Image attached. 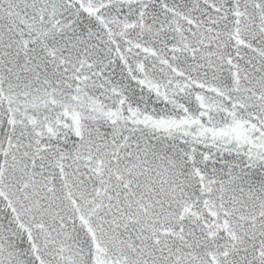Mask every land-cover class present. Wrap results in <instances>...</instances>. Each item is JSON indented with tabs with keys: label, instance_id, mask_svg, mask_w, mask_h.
Segmentation results:
<instances>
[{
	"label": "snow or ice",
	"instance_id": "snow-or-ice-1",
	"mask_svg": "<svg viewBox=\"0 0 264 264\" xmlns=\"http://www.w3.org/2000/svg\"><path fill=\"white\" fill-rule=\"evenodd\" d=\"M0 264H264V0H0Z\"/></svg>",
	"mask_w": 264,
	"mask_h": 264
}]
</instances>
